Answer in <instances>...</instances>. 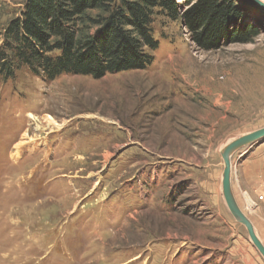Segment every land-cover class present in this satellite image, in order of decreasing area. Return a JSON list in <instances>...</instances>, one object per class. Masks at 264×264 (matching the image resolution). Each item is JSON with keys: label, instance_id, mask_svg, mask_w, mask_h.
I'll list each match as a JSON object with an SVG mask.
<instances>
[{"label": "rangeland", "instance_id": "1", "mask_svg": "<svg viewBox=\"0 0 264 264\" xmlns=\"http://www.w3.org/2000/svg\"><path fill=\"white\" fill-rule=\"evenodd\" d=\"M23 2L0 0V46ZM236 3L251 42L202 50L162 14L146 69L0 78V264H264L222 190L223 148L264 127V7ZM254 160L264 138L232 154L249 218Z\"/></svg>", "mask_w": 264, "mask_h": 264}, {"label": "trees", "instance_id": "2", "mask_svg": "<svg viewBox=\"0 0 264 264\" xmlns=\"http://www.w3.org/2000/svg\"><path fill=\"white\" fill-rule=\"evenodd\" d=\"M179 10L176 0H24L4 29L0 78H12L22 66L47 81L146 69L161 44L155 24L162 14L206 51L257 35L242 22L236 0H198Z\"/></svg>", "mask_w": 264, "mask_h": 264}, {"label": "water", "instance_id": "3", "mask_svg": "<svg viewBox=\"0 0 264 264\" xmlns=\"http://www.w3.org/2000/svg\"><path fill=\"white\" fill-rule=\"evenodd\" d=\"M255 1L264 7V2L262 0H255ZM263 138H264V127H261L259 129H256L252 132L246 133L231 140L227 145H225V147L221 152V155L224 161V169L222 173L223 175L222 188H223V195L225 202L233 217L246 227L250 240L253 242L254 246L264 257V244L256 234L252 221L243 212V210L240 208L239 204L235 199L232 189V177H231L233 172V166H232L233 152L241 147L252 145Z\"/></svg>", "mask_w": 264, "mask_h": 264}, {"label": "crops", "instance_id": "4", "mask_svg": "<svg viewBox=\"0 0 264 264\" xmlns=\"http://www.w3.org/2000/svg\"><path fill=\"white\" fill-rule=\"evenodd\" d=\"M245 165L246 168H248L246 181L251 184L250 190L254 193L257 189H264V162H262L261 160H254L253 162L246 161ZM250 197L252 198L251 194L249 198ZM251 215L252 216L249 219L254 224L256 234L264 244V201L259 204L256 209L253 210Z\"/></svg>", "mask_w": 264, "mask_h": 264}, {"label": "bare ground", "instance_id": "5", "mask_svg": "<svg viewBox=\"0 0 264 264\" xmlns=\"http://www.w3.org/2000/svg\"><path fill=\"white\" fill-rule=\"evenodd\" d=\"M223 176V175H222ZM232 177V176H231ZM222 190H223V188H222ZM234 194V193H233ZM235 196V195H234ZM235 199H236V197H235ZM236 201H237V199H236ZM237 203H238V201H237ZM239 204V203H238ZM254 225V224H253Z\"/></svg>", "mask_w": 264, "mask_h": 264}, {"label": "built area", "instance_id": "6", "mask_svg": "<svg viewBox=\"0 0 264 264\" xmlns=\"http://www.w3.org/2000/svg\"><path fill=\"white\" fill-rule=\"evenodd\" d=\"M260 199H263V195L260 196Z\"/></svg>", "mask_w": 264, "mask_h": 264}]
</instances>
